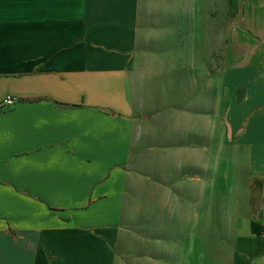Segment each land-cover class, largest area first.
<instances>
[{
	"label": "crops",
	"instance_id": "crops-1",
	"mask_svg": "<svg viewBox=\"0 0 264 264\" xmlns=\"http://www.w3.org/2000/svg\"><path fill=\"white\" fill-rule=\"evenodd\" d=\"M240 1L219 26L223 46L211 48L223 65L205 70L199 134L206 155L229 162L216 181L245 187L248 205L230 212L235 227L213 228L206 213L205 233L236 237L228 260L200 252L198 264H264V0ZM165 6L0 0V264H134L159 254L160 237L153 244L150 236L166 229L164 200L133 159L141 124L163 117L147 110L175 101L176 90L194 101L196 85L178 80L176 88V75L197 74L176 65V26H187L171 21ZM196 22L194 12V37ZM7 96L15 98L10 106ZM188 122L177 139L198 135ZM211 197L206 188V207Z\"/></svg>",
	"mask_w": 264,
	"mask_h": 264
},
{
	"label": "rangeland",
	"instance_id": "rangeland-1",
	"mask_svg": "<svg viewBox=\"0 0 264 264\" xmlns=\"http://www.w3.org/2000/svg\"><path fill=\"white\" fill-rule=\"evenodd\" d=\"M156 2L166 4L165 14L171 21L177 22L182 18L186 21L187 27L176 26V65L196 67L197 74L182 75L179 79L176 75V88L179 81L185 80L186 85H189L190 80L191 85H196L194 91L196 98L190 101L189 90L185 93L176 90L175 101H168L166 102L168 105L161 108L147 110L148 118L162 114L161 120L141 124V137L133 159L134 169L158 182L157 193L154 196L163 197L164 201L160 207H163L165 213L166 229L160 236L155 234L150 236L153 244H157L160 237L159 254L151 261L134 260V264H198L200 252H204L207 261L213 263L226 261L229 259V256H226L227 250L230 251L236 236L223 235L215 229L212 233H205L203 228L206 227V213L207 216H212L213 228L216 223L235 227L237 220H230L235 219V215L231 216L230 212L237 210L239 205L241 206L239 210L246 211L248 202L243 193L246 188L232 184L227 186L221 181H216L215 176H220V168L226 169L229 162L227 159L221 160L220 155H206L205 138L199 133L204 130L206 117L204 87L209 76L205 74V70L210 66L223 65L222 54L215 53L213 56L211 48L221 47L218 45L220 42L222 46L224 44L226 26H219L222 20H226L224 19L226 9L231 11L243 5L239 0H156ZM210 8L213 10L208 12ZM194 12L197 19L195 37L190 33L193 29L190 28V19ZM178 31L182 33L180 40ZM219 35H222V41ZM214 37L219 38L218 41L213 40ZM210 41H213V44ZM221 77L216 76L218 84ZM217 93L219 94V90ZM210 105L213 112L219 114L221 108H216V101H210ZM190 117L193 119L191 125L195 126L198 135L177 139L176 129L188 131L191 127L188 122ZM207 168L213 172L209 185H206ZM206 188L214 200L208 207L205 203ZM173 224L176 225L175 231Z\"/></svg>",
	"mask_w": 264,
	"mask_h": 264
},
{
	"label": "built area",
	"instance_id": "built-area-1",
	"mask_svg": "<svg viewBox=\"0 0 264 264\" xmlns=\"http://www.w3.org/2000/svg\"><path fill=\"white\" fill-rule=\"evenodd\" d=\"M15 102V98L11 96H7L5 99V103L8 104L9 106L12 105Z\"/></svg>",
	"mask_w": 264,
	"mask_h": 264
}]
</instances>
